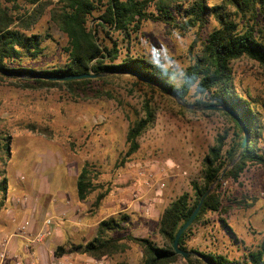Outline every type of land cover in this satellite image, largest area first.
<instances>
[{
    "label": "rangeland",
    "instance_id": "374dc122",
    "mask_svg": "<svg viewBox=\"0 0 264 264\" xmlns=\"http://www.w3.org/2000/svg\"><path fill=\"white\" fill-rule=\"evenodd\" d=\"M221 2L207 0L210 6ZM89 26L101 43L109 46L119 43L120 59L141 56L159 63L161 57L156 50H167L179 69L174 85L182 83L183 73L191 62L189 48L196 32L147 22L140 34L128 42L122 34L99 26L97 14L90 19ZM215 26L212 20L205 32ZM34 33L44 39V55L34 61L26 59L22 67L43 70L64 66L67 38L51 23L49 12ZM232 67L236 87L256 101L264 123V68L248 58L235 61ZM131 77L115 75L107 83L97 82L96 88L110 91L115 98L88 101L73 98L64 88L24 89L14 78L0 79V171H5L8 179L6 200L0 193V203L4 201V206H0V229L10 208L15 211L14 206L29 203L32 212L22 219L15 215L16 225L21 227L24 220L32 225L37 220L40 229L55 230L61 226L58 233L64 243L59 246L65 247L64 257L78 264H141L142 249L132 241L125 253L94 259L96 262L82 249L72 250L91 241L98 224L111 217H129V222L115 236L148 238L164 246L158 231L160 216L183 193L194 198L192 183L201 184L205 156L219 135L232 131L233 123L220 112L204 114L197 107L178 103L170 93L135 85ZM146 100L157 111L156 122L140 139L139 151L125 166L119 167V159L127 150L126 135L135 120V110L140 111ZM4 137L10 139V156L2 149ZM259 148L264 150V139ZM87 162L97 173L98 187L86 201H80L76 182ZM221 192L226 205L228 199H237L251 206L235 208L227 214L208 213L192 229L187 242L190 256L179 255L175 264L202 260L201 254L224 257L229 264H251L249 255L264 244V169L248 166L237 182L224 181ZM101 194L104 198L97 205ZM60 203L66 204L67 214L50 211L52 204ZM49 217L53 220L50 228L45 225ZM3 241L0 237V250L6 242ZM27 243L30 251L35 252L34 244ZM57 247L44 246L37 264H54ZM20 260L22 264L31 262Z\"/></svg>",
    "mask_w": 264,
    "mask_h": 264
},
{
    "label": "trees",
    "instance_id": "16d2710c",
    "mask_svg": "<svg viewBox=\"0 0 264 264\" xmlns=\"http://www.w3.org/2000/svg\"><path fill=\"white\" fill-rule=\"evenodd\" d=\"M47 12L51 23L67 38L63 50L66 64L43 70L22 67L26 59L34 61L44 55V39L35 34L34 30ZM95 14L98 15L99 26L122 34L128 42L140 34L147 22L196 32L197 37L189 48L191 62L183 73L182 83L175 86L174 79L173 85L179 89L186 103L199 108L204 114L217 113L203 111L204 107L222 105L229 107L241 119L240 124L229 113L220 112L233 123L232 131L219 135L205 156L201 184L192 183L194 198L189 193H183L160 216L158 231L163 239V247L148 238L115 236L123 230V224L129 222V217L122 215L102 220L91 241L72 249H82L88 258L101 260L125 253L129 248L128 242L132 241L142 249L141 264H175L180 256L175 253L173 243L179 229L190 218L201 197L222 171L240 155L223 181L206 199L192 226L183 233L180 248L184 251H188L187 242L193 227L208 213L227 214L235 208L248 209L251 206L237 199H228V204H224L222 183L226 180L237 182L250 165L264 169V150L259 148L264 139L262 115L256 101L236 87L232 67L235 61L248 58L264 68V0H222L214 6H210L207 0H0V79L14 78L19 81L18 86L24 89L64 88L73 98L88 101L103 97L115 98L110 91L96 88L97 82L107 83L115 75H131L135 85L146 86L153 92L156 89L165 94L171 92L176 97L161 72L153 67L151 60L129 55L120 59L117 41L112 46L100 42L96 31L89 26ZM212 20L216 26L205 32ZM118 60L121 61L117 63ZM14 64L18 67L10 66ZM89 74L105 76L69 81L35 78ZM156 116L157 111L150 100L145 101L140 111L135 110V120L131 122L126 135L127 150L119 159V167L125 166L139 151L140 139L154 126ZM245 130L248 142L242 151ZM3 141L2 149L10 156L9 137H4ZM96 179L97 173L88 162L85 163L76 182L80 201H86L97 190ZM7 190L6 172L0 171V193L5 200ZM103 198V194L98 196L97 205ZM0 206H4V201ZM65 253V247L58 246L54 255L60 258ZM201 255L203 261H190L191 264H229L224 257ZM249 260L251 264H264V244L259 251L249 255Z\"/></svg>",
    "mask_w": 264,
    "mask_h": 264
},
{
    "label": "crops",
    "instance_id": "0c3cea01",
    "mask_svg": "<svg viewBox=\"0 0 264 264\" xmlns=\"http://www.w3.org/2000/svg\"><path fill=\"white\" fill-rule=\"evenodd\" d=\"M50 208H51L50 211L54 214L55 211L58 214H60L61 211H62L61 214H67L68 212L66 204L64 203L52 204ZM12 209H16V210L13 211L11 210V208L10 210H8L9 216L5 218V221L3 222V228L0 229V237L1 239H4V241L8 243V249L11 255L9 259H7L5 264H16L14 259H12L13 255L18 256L19 259H24L26 262H29L32 259L31 253H33L34 257L36 258L35 260L34 259L32 260L35 261V263L37 264V262L39 261L38 259L39 254L44 246H46L47 244H52V245L56 244V246H59L60 244L64 243L63 239L60 237L58 233L59 230L61 229V226H57L56 228H54L55 230H51L48 228L40 229V223L37 220H35L32 223V225L29 224L30 225L29 229L24 234H22L21 232H19L20 226L18 224L16 225V223L18 219L28 217L29 216L28 212L29 213L32 212L33 207L31 206V204L28 203L27 205L26 204L23 205V207L14 206V208ZM63 210L65 211L63 212ZM15 215L17 216L18 219L14 218ZM31 216L33 217L34 215ZM58 219L60 220V217H58ZM25 222L26 220H24V222H22L21 225H23ZM28 222L30 223L29 220ZM44 230L46 231V233L42 236V233L45 232ZM40 240L41 242L38 243V241ZM27 241L29 243L34 244L33 250L35 249V252L27 251V246H29ZM24 245L26 246L25 250L22 249Z\"/></svg>",
    "mask_w": 264,
    "mask_h": 264
},
{
    "label": "water",
    "instance_id": "95a60500",
    "mask_svg": "<svg viewBox=\"0 0 264 264\" xmlns=\"http://www.w3.org/2000/svg\"><path fill=\"white\" fill-rule=\"evenodd\" d=\"M105 74H99V75H93V74H89V75H81V76H66V77H59V78H51V77H45V76H38L35 78H41V79H45V80H54V81H69V80H80L83 78H91V79H97L100 77H104ZM171 94V92H169ZM172 95V94H171ZM173 96V95H172ZM175 99L176 97L173 96ZM177 101V99H176ZM178 102V101H177ZM179 103V102H178ZM205 111H215V112H227L229 113L238 123L241 124V119L240 117L234 112L232 111L229 107L226 106H222V105H211V106H207L203 108ZM243 125V124H242ZM248 142V133L247 130H245V137L243 140V143L241 145V150H245L246 145ZM240 155H238V157L230 164L228 165L220 174L219 178L212 183V185L208 188V190L204 193V195L201 197L196 209L193 211L192 215L190 216V218L183 224V226L179 229L176 238L174 240L173 243V249L175 251V253L177 255H180L184 258H188L190 256V253L188 251H184L180 248V239L183 235V233L190 227L192 226V224L194 223L196 217L198 216V214L200 213L201 209L204 206V203L206 201V199L211 195V193L213 192V190L215 189V187L222 181V179L224 178L225 174L234 166V164L239 160ZM202 260H204V257L201 255L200 256ZM206 262V261H205ZM207 263V262H206Z\"/></svg>",
    "mask_w": 264,
    "mask_h": 264
},
{
    "label": "clouds",
    "instance_id": "9594fccd",
    "mask_svg": "<svg viewBox=\"0 0 264 264\" xmlns=\"http://www.w3.org/2000/svg\"><path fill=\"white\" fill-rule=\"evenodd\" d=\"M156 51L157 54L160 55L161 59L159 63L151 61L153 63V67L157 68V70L161 72V75L167 80L169 86L176 93L177 101L185 107H190V105L186 103L185 99L181 98L179 89L172 83V81L175 79V74L179 72V69L176 68V61L169 57L167 50L158 48ZM168 69H171V71H169Z\"/></svg>",
    "mask_w": 264,
    "mask_h": 264
},
{
    "label": "built area",
    "instance_id": "2783aa9c",
    "mask_svg": "<svg viewBox=\"0 0 264 264\" xmlns=\"http://www.w3.org/2000/svg\"><path fill=\"white\" fill-rule=\"evenodd\" d=\"M29 224H30V223H29L28 221H26V222L20 227V231H21L22 234H24V233L26 232V230H27ZM45 225H46L47 227H49V228L52 227V225H53V220H52L51 217H49V218L45 221ZM39 242H41V240L38 241V243H39ZM27 251H28V252H31L29 246H27ZM10 256H11V255H10V251H9V249H8V243H7V242H4V243L2 244V248H1V250H0V260H1L0 264H5L6 261H7V259H9ZM31 256L34 257L33 253H31ZM12 259H14V261H15L16 264H22V261L19 259L18 256L13 255V258H12ZM91 260H92V262H96L94 259H91ZM30 264H36V263H35V261L31 260ZM54 264H78V263H76V262H75L73 259H71V258H68V257H64V256H63V257L57 258V260H56V262H55Z\"/></svg>",
    "mask_w": 264,
    "mask_h": 264
}]
</instances>
